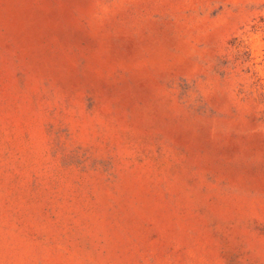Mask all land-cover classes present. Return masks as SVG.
Wrapping results in <instances>:
<instances>
[{
	"label": "rangeland",
	"instance_id": "374dc122",
	"mask_svg": "<svg viewBox=\"0 0 264 264\" xmlns=\"http://www.w3.org/2000/svg\"><path fill=\"white\" fill-rule=\"evenodd\" d=\"M0 264H264V0H0Z\"/></svg>",
	"mask_w": 264,
	"mask_h": 264
}]
</instances>
